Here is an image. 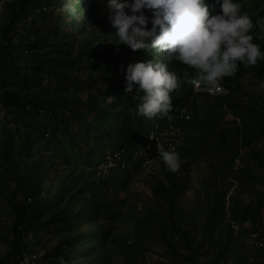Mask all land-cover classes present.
Returning <instances> with one entry per match:
<instances>
[{
  "label": "rangeland",
  "instance_id": "374dc122",
  "mask_svg": "<svg viewBox=\"0 0 264 264\" xmlns=\"http://www.w3.org/2000/svg\"><path fill=\"white\" fill-rule=\"evenodd\" d=\"M7 1L13 0H0V29L9 12L5 5ZM64 2L65 0H50L37 10L34 9V2L27 3V17L15 16L13 28L17 24L20 29L15 31L12 28L9 31L18 47L10 50L14 59L8 58V62L18 63L23 67L22 71L29 72L27 65L33 61L32 53L44 59L57 57L64 61L63 56L67 59L75 53L69 51V42L77 40L82 46L93 43L95 33L90 30L86 21L88 16L98 17L96 27L99 33H103L100 34L103 41L109 46L115 44L113 34L107 35L105 1L79 0L76 4V0H73L77 9L76 14H72L73 17L80 18L84 8H90L88 16L81 20L82 27L89 30L88 34L87 31L83 33L82 29H75L67 24L58 27L59 15L66 13L62 8ZM261 4L260 7L264 8V1ZM37 11L46 12L44 14L47 18L43 19L40 13L37 18ZM69 15L71 14L66 13V16ZM85 37L88 41H84ZM28 42L36 45L28 47L31 51L23 53L20 49ZM1 44L4 45V40L0 36ZM152 52L154 56L164 58L162 53ZM1 59L0 53V61ZM126 59L132 61L130 56ZM146 59H149L148 56H141L136 60ZM171 63L177 67L175 60ZM125 67L124 64H118V72L123 73ZM59 71V64H54L53 67L49 65L42 72L39 84L37 82L34 84L36 86L32 84L29 88H24L21 84L18 89H26L39 94L46 101L52 100L66 105L67 108L59 111L58 115L67 119V129H55V119L45 108L39 112L29 104L27 110L22 111L18 106L3 107L0 104V235L3 236L9 231L13 216L7 197L14 185L18 187L24 180L26 187L32 183L39 189L38 197L32 196L31 200L27 197V201L35 200L44 207L39 217L41 220L56 206L60 207L61 201H65L69 191L75 188L78 190H73L75 195L70 200V207L72 211L82 207V212L67 223L45 225L42 229H37L34 235L32 231L29 232L33 240L26 239L27 248L37 245L41 255L53 253L51 261H41L40 258L34 264H61V259L63 264H190L188 259L191 255L183 240L177 235L172 239L173 246H170L167 236H164L165 211L156 204L150 189L158 186V179L166 182L164 171L169 169L159 158L158 147L163 142L160 125L171 116L170 112L164 118L161 117V123L156 120L158 122L155 123L158 124L153 123L148 129L147 139L142 144L143 154L137 158L135 166L129 164L125 169L110 173L108 182H100V186L95 188L93 185L97 183L98 177L92 178L91 172L99 168L96 162H107L108 154L119 145L114 129H123L126 126L133 132L134 137L137 134L134 132V119L138 116L135 114L136 108L118 99L116 105L120 106L116 113L119 121L107 131L109 136L97 132L93 125L89 129L90 137L86 138V130H81L87 119H90L86 117L91 112L83 107L85 100L92 94L100 96L110 92L112 95L106 97V102L115 110L111 103L116 93L107 89L115 87L117 82L110 84L101 77H95L96 71L87 69L85 60L80 65L65 61L60 73ZM110 72L111 70H103L102 73L111 79L114 72ZM240 74L236 72L232 78L240 80L241 90L235 89L230 98L190 94L189 87L186 88L185 96L191 106V116L193 118L197 114L195 120L200 119L203 122L199 125L198 140L193 150L194 158L188 160L179 156L180 166L173 170L175 179L183 185L175 199L181 202L185 215L188 211L192 212H188L191 222L186 223L192 235L189 244L194 247L199 245L194 257L201 264H264V248L251 247L246 240L243 224L232 218L235 201L252 205L259 201L257 218L264 220V158L258 159L255 155L264 154V139L258 137L248 146L242 147L240 137L235 133L240 127V116H235L232 108L227 110V103H232V100L240 104L248 102L249 105L258 107L255 103L258 100L255 97L256 80L249 78L253 74L252 68L249 67ZM177 100L178 97L172 108ZM81 106V114L75 116L74 108ZM120 107L126 108L130 118ZM144 119L151 120L147 117ZM184 125L182 138L186 143L188 125ZM229 150H238L240 155L236 169L225 165ZM66 184L69 186H65ZM58 186H62L61 190H58ZM92 188L97 190L98 196ZM223 190L225 198L220 213L221 222L212 229L208 228L203 222L207 206L212 205L215 195ZM17 195L19 198L20 194ZM91 228H97L100 233L94 236L95 232ZM232 230L234 238L227 246L225 236L232 235ZM7 248L8 244L0 241V253H4ZM6 264L18 263L9 257Z\"/></svg>",
  "mask_w": 264,
  "mask_h": 264
},
{
  "label": "trees",
  "instance_id": "16d2710c",
  "mask_svg": "<svg viewBox=\"0 0 264 264\" xmlns=\"http://www.w3.org/2000/svg\"><path fill=\"white\" fill-rule=\"evenodd\" d=\"M105 1V0H101ZM264 0H240L242 11H245L249 14L250 18L253 20L254 27L250 29V33L253 36V42L258 43L261 45V49L264 50V8H261L260 5ZM29 2H34V9L37 10V8H40L43 4H46L50 2V0H13L12 2L7 1L5 5L9 8L8 15L6 16L5 22L1 26L0 29V36L4 40V45H0V53L2 54V59L0 61V104L3 107L7 106H18L21 108L22 111H26L27 108L31 105L32 108L35 110L41 112L42 109H46L45 111H49L50 115H53L55 119L54 128L58 129L61 128L65 130L67 129V119L63 115H58L59 111H62L63 109H66V105H62L61 103H55L54 101H46L42 99L39 94L35 92H30L28 90H21L18 89V87L22 84L24 88H29L30 85L39 84L41 74L43 71L48 69V66L51 65L52 67L54 64L60 65V71L61 67L63 66V63L66 61L73 63L77 62L79 65L81 64L82 60H85V63H87V69L90 71L95 70L96 74L95 77L103 78L108 83L117 82L115 87H112L110 89H107L108 91L111 90L116 93L113 98V104L115 106V110L112 106L106 102V97L111 96L112 94L110 92H107L105 95L99 94H92L89 95L88 98L85 100V104L83 105L84 108L88 109L91 112L90 119H87L86 125L83 124V130L79 128V130L84 131L86 130V138L90 137V128L94 125L95 130L97 132H101L103 134H107V131L113 128V126L116 124L118 119V108L120 105H116L117 102L122 101L124 104L130 105L133 108H136L137 105V99H136V89L133 88L131 92H125V79L124 74L119 73L117 70L118 64H124L127 65L129 62L128 58L131 57L132 61H137L136 59L140 58L141 56H148L150 59L153 55V52H146L144 50H131L127 45L125 44H119V40L115 34L114 27L110 24L108 20H106L107 23V35L113 36V42H115L114 45L109 46L107 43L103 41V37H100V34L103 35V33H99V29L96 27L98 17L94 16H88V13L90 12L89 7H85L82 11V15H80V18L73 17V15L66 16V13L63 15H59L58 17V27H60L63 24H67L68 26H72L75 29H82L83 33L87 30L82 27L81 20L86 15L89 18H86L87 23L90 26V30L92 29V32L95 33L94 41L93 43H85V45L82 46L81 43L71 41L69 42L68 49L69 51L75 52L74 54H71V56L67 59L64 58V61L58 59L57 57H47V59H44L42 57H38V54L32 53L33 61L27 65L29 68V72L22 71L23 67L15 62H8V58L11 57L10 50L13 48L16 50L18 47V44L13 42V35H9V31L13 28V25L15 23V16L27 17V11H26V5ZM209 3H212L214 5V11H219V4L217 0H208ZM78 4V3H76ZM40 6V7H39ZM90 6H93V4H90ZM33 9V10H34ZM34 10V11H35ZM39 11V9H38ZM36 13L37 18L41 14L42 18L45 19L47 16L45 15L46 12L40 11L39 13ZM45 13V14H44ZM107 12H105L104 17H107ZM31 19V17H29ZM34 23V21H32ZM20 26V25H19ZM17 24L14 26V30L16 31V28L19 27ZM92 26V27H91ZM150 26V25H149ZM20 29V27H19ZM89 33V30L87 31V34ZM88 37V36H87ZM85 37L84 41H88V38ZM35 43L28 42L27 44L22 45V49H20L23 53H27L31 51L28 47H35ZM102 48V49H101ZM150 53L152 55H150ZM38 55V56H37ZM41 55V54H40ZM161 55H164L163 53ZM85 58V59H82ZM14 59V58H12ZM47 60V61H46ZM113 60V61H112ZM2 62V63H1ZM120 62V63H119ZM177 67H174L172 63H169V69L172 71H175L181 78L187 79L188 76H192L194 74V69L189 68L188 66L182 64L181 62L176 61ZM26 66V65H25ZM252 68L253 74L250 75L249 78L255 79V86L257 90V84L260 81L261 78H264V60H258L255 65H249L246 66L244 64H239L237 69V74L242 75L245 69ZM55 69V68H53ZM103 70H111V74L114 72L113 78H109L106 75H104L102 72ZM55 71V70H54ZM59 71V73H60ZM223 83L230 87V89L233 91L241 90V84L240 80L233 79L232 77H223L222 78ZM110 83V84H111ZM36 86V85H34ZM38 86V85H37ZM120 87V89H119ZM189 87V93H192L191 85L190 83H183L179 93L175 95H172V101L173 104L174 101L177 99L176 105L171 108L170 115L174 116L177 114V110L175 109L182 101H186L188 99L186 94V88ZM185 88V89H184ZM243 92V91H242ZM245 93V92H244ZM257 94H255V97H257L258 100H256L255 103L258 104V107H254L252 105H249L248 102H245L244 104H240L238 101L232 100V103H227V110L232 108V111H234L237 116L239 114L240 116V127L239 130H235L236 135L240 137L241 140V146L245 147L248 146V144L258 137H261L264 139V91H257ZM205 96L203 94H196ZM118 96V97H117ZM229 96L228 98H230ZM220 98V97H219ZM226 98V97H222ZM119 99V101H118ZM30 104V105H29ZM61 106V107H60ZM60 107V109H59ZM81 107L74 108V115L79 116L81 114ZM122 111L126 112L125 107H120ZM190 115H191V106L189 105ZM72 111V112H73ZM127 116L130 118L129 113H127ZM112 116V117H111ZM197 114H194L193 118L192 116L190 119L186 122L188 125V136L186 138V143L182 141L178 148L179 156L185 157L188 160H191V158H194L193 150L196 146L197 140H198V129L199 125L203 122L202 120L198 119L195 120V117ZM157 115L155 117H152L150 121H146L143 115H138L135 117L134 122L136 123V127L134 128V132L136 134L135 137L133 135V132L129 131V129L126 128V126L123 127V129H114V132L118 135V142L119 145L117 146H133L137 147L142 145L146 138L148 129L152 126L153 123L158 122L161 123V119L164 118V116ZM192 118V119H191ZM107 120L106 122L104 120ZM120 120H122L120 118ZM158 120V121H156ZM124 122V120H122ZM153 121V122H152ZM86 122V120H85ZM151 122V125L150 123ZM107 124V125H106ZM90 129V130H89ZM144 134V135H143ZM222 134V133H221ZM8 135V134H7ZM108 135V134H107ZM10 136V134L8 135ZM98 135H96L95 138H97ZM109 136V135H108ZM264 148V144H263ZM264 152V151H263ZM255 155L260 158H264V154L261 153H255ZM240 156L238 153V150H229V155L227 156V161L225 162V165L227 167H233L235 164V158ZM135 159L130 164L134 167L136 163ZM100 161H97L98 163ZM130 165V166H131ZM166 182L163 180H157L158 186L150 188L153 194V198L157 205H159L162 210L165 211V215H163L165 222L163 223L165 228V235L167 236V241L170 246H173L174 241L172 240L174 237H177V235L183 240V242L187 245V248L189 250V263L190 264H201L199 263L198 259L194 257V254L196 253V250L199 249V245L195 246L192 244H189V242L192 240V235L189 232L186 223L191 222V217H188V212L192 213L191 211L187 212V215L183 213V208L180 201H177L175 199V196H177L181 190V187L183 186L182 183L175 179L173 170H167L164 171ZM96 177V171L93 170L91 172V177ZM98 177V176H97ZM96 177V178H97ZM107 177V178H106ZM18 181V180H17ZM97 183L94 184L95 188H98L102 183L108 182V175L105 177H98L96 179ZM27 183L23 180L22 185L12 188L11 192L9 193L7 199H8V205L11 209V213L13 216H11V225L9 228V231L6 232L3 236L0 235V241H3L8 244V248L4 253H0V264H6L9 257H12L15 259V262H18V258L20 256V253L22 250L27 248V241L26 239L28 236L32 238V234L29 232L32 231L33 235L36 234L37 229H42L45 225H57L62 223H67L69 220L71 221V218H75L76 215L80 214L82 212V207L79 206L78 209L75 211H72L70 200L72 196L75 195L74 191L75 189H72L69 191V193L66 195L67 199L65 201H61L60 207H55L52 211L49 212L48 216L41 220L39 219L42 211L43 206L39 205L35 200L27 201V197L31 200V197L34 196L35 198L39 195V189L33 185L32 183L29 184V187H26ZM65 186H69L66 184ZM71 186V185H70ZM62 186H58V190H61ZM70 188H73L72 186ZM79 188V187H77ZM95 188H92L94 194L98 196L97 190ZM29 191H28V190ZM80 189V188H79ZM74 190V191H73ZM78 190V189H76ZM91 190V191H92ZM226 191V189H225ZM225 191H219L215 197H214V203L210 206H207L206 216L204 218V224L208 228H213L215 225H217L219 222H221L220 213L222 212V208L224 205V198H225ZM18 194H20V197L18 198ZM79 205V204H78ZM47 206V205H46ZM45 206V207H46ZM178 207V208H177ZM260 208V202H255V204L251 203H245L235 201V204L232 206V218L235 221H239L238 223H243L244 221L255 219L257 218V214L259 212ZM191 216V215H190ZM94 230L95 235H98L100 232L97 230V228H91V230ZM67 238L71 239L70 236ZM234 234L232 230V235L225 236V241L227 243V246L229 243L233 240ZM33 240V238H32ZM195 252H192L194 251ZM50 255L53 256V253L50 252ZM49 261V260H48ZM37 262V261H36Z\"/></svg>",
  "mask_w": 264,
  "mask_h": 264
},
{
  "label": "clouds",
  "instance_id": "9594fccd",
  "mask_svg": "<svg viewBox=\"0 0 264 264\" xmlns=\"http://www.w3.org/2000/svg\"><path fill=\"white\" fill-rule=\"evenodd\" d=\"M217 2L219 11L208 0H105L107 19L119 44L164 54L163 59L151 56L128 62L124 68V91L136 89V115L166 116L172 108L171 93H178L183 83L218 87L223 77L235 75L239 64L264 60V50L249 31L253 20L242 11L240 0ZM62 8L68 14L77 11L73 0H65ZM173 60L194 69V74L181 78L168 67ZM257 91H264V78ZM158 156L169 170L179 168L174 148L160 145Z\"/></svg>",
  "mask_w": 264,
  "mask_h": 264
},
{
  "label": "built area",
  "instance_id": "2783aa9c",
  "mask_svg": "<svg viewBox=\"0 0 264 264\" xmlns=\"http://www.w3.org/2000/svg\"><path fill=\"white\" fill-rule=\"evenodd\" d=\"M19 30V27L16 28ZM191 90L193 94H203L213 97H229L232 95V90L230 87L226 86L221 79L218 87L212 86H202L195 83H190ZM177 114L168 117L164 124L160 125L162 129V140L161 144L166 148H174L175 151L178 150L181 143V134L183 132L184 124L190 119L189 103L182 101L176 108ZM159 123V122H158ZM155 123V124H158ZM143 154V147H133V146H116L111 154H108V160L105 163L98 162L99 168L95 169L96 175L98 177H105L104 175H109L110 173L125 169L129 164L137 158H140ZM239 156L235 158V164L233 169H236V162H240ZM247 221V220H246ZM243 228L246 229V240L251 247L262 249L264 248V220L259 218L252 219L247 222H243ZM31 239L28 236L27 240ZM37 245H31L30 247L21 251L18 258V264H34L41 258V261H51L53 257L51 255H41V251L38 250ZM44 256V257H43Z\"/></svg>",
  "mask_w": 264,
  "mask_h": 264
}]
</instances>
